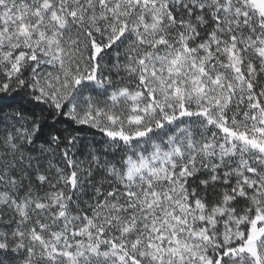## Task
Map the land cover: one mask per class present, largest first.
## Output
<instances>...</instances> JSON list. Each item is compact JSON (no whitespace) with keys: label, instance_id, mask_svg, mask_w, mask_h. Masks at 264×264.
Masks as SVG:
<instances>
[{"label":"snow or ice","instance_id":"obj_1","mask_svg":"<svg viewBox=\"0 0 264 264\" xmlns=\"http://www.w3.org/2000/svg\"><path fill=\"white\" fill-rule=\"evenodd\" d=\"M0 264H264V0H0Z\"/></svg>","mask_w":264,"mask_h":264}]
</instances>
